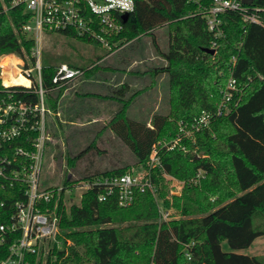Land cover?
Wrapping results in <instances>:
<instances>
[{
	"label": "trees",
	"instance_id": "obj_1",
	"mask_svg": "<svg viewBox=\"0 0 264 264\" xmlns=\"http://www.w3.org/2000/svg\"><path fill=\"white\" fill-rule=\"evenodd\" d=\"M133 1L134 20L123 23L122 31L110 38V45L125 47L143 36L151 38L156 54L164 63L144 72L150 77L145 87L126 96L130 85L125 81L109 87L107 95L82 93L80 88H75L77 80L59 87L53 82L60 63L40 61L44 119L49 136L53 124L47 116L54 113L59 117L64 110L62 101L66 90L77 96L69 100L72 103H68L65 113L74 111L80 116L84 108L92 107L89 104L92 97L112 99L120 105L86 147L67 156L56 207L57 241L49 243L44 264H264V255L235 252L264 235V26L244 21L240 12L227 10L220 14L218 31L212 32L203 13L210 5L209 0L200 3ZM251 6L264 9V0H252ZM258 14L264 23V10ZM26 19L27 14L21 7L11 8L7 13L0 9V56L15 53L34 62L33 40L20 30ZM161 26L166 27L165 49L155 36V30ZM62 34L100 45L72 30ZM205 49H214V52ZM108 52L100 55L92 51L84 63H64L83 69L80 78L97 79L101 72L111 69L125 71L102 63ZM116 61L125 67L131 57L119 52ZM161 74L167 77V111H156L138 119L130 116V104L142 91L155 87ZM231 77L241 93L229 103L228 113L218 115L216 109ZM37 88L36 82L31 87H3L0 81V105L25 103L31 109L27 118L33 126L7 141L0 149V156L11 157L16 147L33 149L32 141L38 134L36 127L40 120ZM86 97L89 103L85 107ZM202 112L211 114L210 122L191 138L182 139L184 149L159 145V164L150 171L152 188L136 189L130 205L121 206L115 194L99 200L103 186L93 181L123 174L132 170L133 165L85 169L79 177H73L78 162L90 150L97 149L99 131H112L129 147L135 165L147 167L153 147L159 141H172L179 133L180 122L190 123ZM68 121H74V117ZM57 122L60 127L61 120ZM53 131V135L58 134ZM166 176L183 182L180 194L170 191ZM83 182L89 186L79 202L67 203L65 192L73 191ZM47 184L43 179L46 190L57 189ZM25 190L18 183L0 187V200L4 201L0 205V223L12 222L15 201L26 199ZM44 207L52 208L53 201L41 209ZM170 208L180 216L162 219L160 210ZM19 235L18 229L3 233L0 260L9 254L10 244ZM223 242L228 250L223 249ZM42 258L41 253L32 255L30 264H41Z\"/></svg>",
	"mask_w": 264,
	"mask_h": 264
},
{
	"label": "built area",
	"instance_id": "obj_2",
	"mask_svg": "<svg viewBox=\"0 0 264 264\" xmlns=\"http://www.w3.org/2000/svg\"><path fill=\"white\" fill-rule=\"evenodd\" d=\"M200 3L203 0H188ZM209 7L203 12L206 25L212 32L218 31L220 14L227 10L240 12L244 21H250L264 26L258 12L262 8L253 7L251 3L243 0H209ZM126 0H0V9L7 13L14 7H21L27 14L26 21L20 26L21 32L33 40L31 55L34 62L27 56L21 57L15 53H7L0 56V81L3 87L12 85H24L31 87L37 83L40 97L39 109L40 120L38 122V134L32 141L33 149L16 147L11 157L0 156V187L13 185L14 183L25 186V200L15 201V212L11 215L12 222L0 223V243L3 241V233L20 230V235L13 240L9 246V254L0 260V264H30L29 257L44 254L48 250L51 241H57L58 232L56 207L59 201L60 190H46L43 186L42 173L45 162V145L49 139V133L44 119L43 89L41 86L40 53L42 36L44 33H62L74 31L81 37L96 40L109 52L106 56L113 54L124 45L112 48L110 38L117 35L123 29L121 14L127 11L130 15L134 9L129 11L123 5ZM25 59V60H24ZM8 72L14 76L22 75L29 80V84L11 83L6 84L4 79ZM84 70L60 63L53 77L57 86L69 84L81 77ZM241 89L234 78H229L223 91V98L216 109V114H226L230 110L229 103L235 96H239ZM36 107L34 109H37ZM29 109L25 103H7L0 105V149L4 144L22 135L23 131L33 128L29 124ZM211 114L202 112L190 123H179V133L170 142L159 141L152 149L147 167L139 166L137 169L126 171L120 175L96 178L94 184H102L103 190L98 194L99 200H105L107 196L115 194L121 206L132 203L134 191H143L152 188L150 177L151 168L159 164L158 147L165 146L172 149L181 144L183 138H191L195 131L208 125ZM15 165V166H13ZM85 184V189L89 184ZM58 191V193H57ZM53 201V207L47 206ZM4 204L0 200V205ZM161 217L164 220L173 216L170 210L161 209Z\"/></svg>",
	"mask_w": 264,
	"mask_h": 264
},
{
	"label": "rangeland",
	"instance_id": "obj_3",
	"mask_svg": "<svg viewBox=\"0 0 264 264\" xmlns=\"http://www.w3.org/2000/svg\"><path fill=\"white\" fill-rule=\"evenodd\" d=\"M156 40L161 48L165 49L167 46L166 27L161 26L155 30ZM131 47V48H130ZM95 51L97 54L102 55L107 51L102 45H95L84 40H80L75 37H71L62 33H44L42 36V45L40 53V61L45 63H62V62H75L84 63L87 57ZM127 54L131 57V63H128L125 67L123 64L115 62L117 53ZM115 56V57H114ZM103 64L111 65L112 67H119L129 69L132 73L125 71H115L128 83H130V90L126 94L129 96L132 92L145 87L150 83V77L147 73H144L148 68L153 65H161L164 60L156 54L154 47L151 43L149 36H143L139 41H134L133 44L126 45L125 47L114 52L111 56L103 58L101 60ZM136 71L139 72L135 73ZM124 75V76H123ZM115 76L110 77L108 80L113 83ZM167 77L165 74H161L157 77L156 86L144 90L137 96L130 104L129 115L133 118H145L153 112L165 113L168 109L167 103ZM75 88H79L76 86ZM82 90V89H81ZM87 90L99 91L102 94L107 92L105 87L99 88L96 82L90 84ZM101 99V100H100ZM99 100L97 97H92L90 101L85 100L84 106L87 102L92 106L91 108H84L80 113V116H76L74 111H67L64 109L60 112L59 117L54 113H50L47 118L51 122L50 128L51 134L49 136V145L45 154V162L42 173V180L46 179L47 185L56 186L60 190L62 178L66 171V159L68 155H74L81 151L97 134V131L102 127L104 122H107L119 108V104L112 102L111 100ZM74 117V121H68V118ZM95 118L96 121H93ZM57 119L61 120V126H58ZM57 131V135H53L54 129ZM99 138L97 139V149L90 150L85 156L78 162V169L73 177H79L81 172L85 169L103 170L105 168H111L114 166H123L125 164L133 165V169H137L139 166L135 165V158L131 153L129 147L123 142L122 139L117 137L112 131L105 130L99 131ZM99 149V151H98ZM72 175V173H71ZM169 180L170 191L175 194H180V189L183 182L171 177L166 176ZM85 190V184L76 186L73 191L65 192V199L67 203H78L82 192ZM58 193V191H57ZM170 214L173 217H179V213L170 208ZM222 247L228 250L226 242L222 243ZM237 253L246 255H264V235L257 237L253 243L244 249L236 250ZM45 254L41 264L45 263Z\"/></svg>",
	"mask_w": 264,
	"mask_h": 264
},
{
	"label": "crops",
	"instance_id": "obj_4",
	"mask_svg": "<svg viewBox=\"0 0 264 264\" xmlns=\"http://www.w3.org/2000/svg\"><path fill=\"white\" fill-rule=\"evenodd\" d=\"M111 55H109V56H111ZM106 57H108V56H106ZM131 61H132V59H131ZM131 61H130V63H131ZM115 71H116V74H117V70H115V69L103 71V72H101L99 74V76L97 77V79H95L94 77H82V78L79 77V78L75 79V80H77L76 83H75V86H78L80 89H82L81 90L82 93H84V92H94V93H98L100 95H107V92H105L104 94H102L99 91H90V90H87V89L89 88L90 84H93L94 82H96L97 86H99L100 89L103 88V87H105V89L107 91H109L108 90L109 87L119 86L121 83H123V82H125L127 80V79L124 80L123 79L124 77L123 78L121 77L122 75L120 76L118 74V76H117L115 74ZM125 72L132 73L133 74V72L132 71H129V69H125ZM112 76H115V78H117V80L116 81L113 80L114 82L113 83H110L108 79L110 77H112ZM126 82H128V81H126ZM129 85H130V83H129ZM74 96H77L76 94H74V92L73 93H68V90L65 91V95L63 97L64 99L62 101V108L63 109H67L68 103L71 105L72 102L70 103L69 100L70 99L72 100L74 98ZM86 99H88V97H86ZM97 99L99 100L100 98H97ZM103 99L104 100H111L112 102H114L112 99L102 98V100ZM93 121H96L95 118H93Z\"/></svg>",
	"mask_w": 264,
	"mask_h": 264
},
{
	"label": "bare ground",
	"instance_id": "obj_5",
	"mask_svg": "<svg viewBox=\"0 0 264 264\" xmlns=\"http://www.w3.org/2000/svg\"><path fill=\"white\" fill-rule=\"evenodd\" d=\"M4 82L6 84H11V83H23V84H27V85L29 84L28 79H26L22 75L14 76V74L12 72H8V77L4 79Z\"/></svg>",
	"mask_w": 264,
	"mask_h": 264
},
{
	"label": "water",
	"instance_id": "obj_6",
	"mask_svg": "<svg viewBox=\"0 0 264 264\" xmlns=\"http://www.w3.org/2000/svg\"><path fill=\"white\" fill-rule=\"evenodd\" d=\"M243 1H244L245 3H252V0H243ZM128 19L134 20V16H133V15H130L127 11H124V12L121 14V21L124 23V22H126ZM205 51L213 53V52H214V49H205Z\"/></svg>",
	"mask_w": 264,
	"mask_h": 264
},
{
	"label": "clouds",
	"instance_id": "obj_7",
	"mask_svg": "<svg viewBox=\"0 0 264 264\" xmlns=\"http://www.w3.org/2000/svg\"><path fill=\"white\" fill-rule=\"evenodd\" d=\"M123 6L127 8L129 11H131L132 10V0H126Z\"/></svg>",
	"mask_w": 264,
	"mask_h": 264
}]
</instances>
